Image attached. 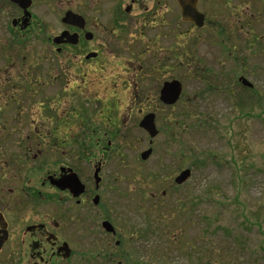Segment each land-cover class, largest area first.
<instances>
[{
	"label": "rangeland",
	"instance_id": "obj_1",
	"mask_svg": "<svg viewBox=\"0 0 264 264\" xmlns=\"http://www.w3.org/2000/svg\"><path fill=\"white\" fill-rule=\"evenodd\" d=\"M4 4L0 0V26L12 17L10 9L1 11ZM210 12L212 17L221 14L223 21L209 24L208 33L195 31L180 41V63L187 67L178 72L182 96L174 107L158 111L160 133L147 161L140 155L149 148L150 137L139 126L147 113L138 112L147 111L148 104L141 101L132 110L134 87L123 89L121 101L103 102L104 87L95 93L93 72L83 90L78 71L72 68L62 79L45 84L59 70L48 64L38 38L19 45L4 33L0 61L8 52L24 54L41 79L28 91L20 85L17 102L4 101V127L13 131L15 141L31 135V140L44 142L45 113L50 108L67 112L61 135L68 141H83L85 146L100 141L101 148L107 144L106 132L114 135L103 166L100 205L85 204L79 225L84 240L74 246L80 254L68 264H264V226L260 228L253 217L264 214V0H212ZM228 21L239 26L234 56H229L228 48L235 42L221 36ZM117 73L108 70L105 76ZM240 76L253 84V92L238 83ZM245 112L256 116L242 117ZM103 114L112 116L115 124L108 125ZM84 125L99 127L98 138H84ZM83 152L85 157L91 153ZM101 154L100 150L93 158L100 159ZM232 157L240 160L241 168L235 167ZM49 160L44 156L39 163L46 166ZM83 161L84 182L94 191L93 166L90 160ZM187 168L192 176L178 189L174 179ZM179 205L189 209L171 214ZM104 217L115 227V237L101 228ZM118 240L123 244L116 247Z\"/></svg>",
	"mask_w": 264,
	"mask_h": 264
},
{
	"label": "flooded vegetation",
	"instance_id": "obj_2",
	"mask_svg": "<svg viewBox=\"0 0 264 264\" xmlns=\"http://www.w3.org/2000/svg\"><path fill=\"white\" fill-rule=\"evenodd\" d=\"M2 1L6 4L1 11L10 9L12 17L0 26V46L4 45V33L19 45L38 38L43 52L48 54V64L59 70V77L52 75L43 83L53 84L72 68L78 71V80L85 90L93 72L92 85L98 87L95 93L99 95V87H104L103 102L121 101L123 89L134 87L132 110L136 103L146 102L147 111L141 108L138 113H153L156 126L158 111L178 103L165 104L161 92L166 82L179 81L178 72L187 68L180 63L181 39L223 21L221 14L211 16L212 0L197 1V11L204 16L202 27L183 19L179 0H30L26 10L12 0ZM68 14L73 15L67 17ZM223 34L226 36V30ZM56 38L61 39L55 43ZM19 58H26L28 63ZM29 63L24 54L13 52L6 54L4 62L0 61V264H68L80 254L74 246L84 240V229L79 225L85 204H94L99 197L94 207L100 205L103 166L115 139L106 132L107 144L101 148L100 141L88 146L83 141H68L61 135L67 125L63 121L67 112L50 108L45 113L44 142L31 140V135L24 141H15L13 131L4 127L2 111L4 101H18L19 82L29 87L40 82ZM108 70L119 73L109 78L105 76ZM103 116L108 125L115 124L112 116ZM123 122L127 124L125 119ZM81 127H85L84 138L97 137L99 127ZM154 139L149 140V148L153 149ZM83 150L91 152L86 154L88 157ZM100 150L101 158H93ZM44 156L51 158L46 166L39 163ZM83 159L90 160L89 165L93 166L94 191L87 189L84 182L80 167ZM72 173L85 185L84 192L77 196L58 184ZM62 180V186L69 183ZM105 221L110 222L104 217L101 223L105 235L115 237L116 229L108 232L103 227ZM74 226L77 227L72 229ZM122 244L118 240L116 247Z\"/></svg>",
	"mask_w": 264,
	"mask_h": 264
},
{
	"label": "water",
	"instance_id": "obj_3",
	"mask_svg": "<svg viewBox=\"0 0 264 264\" xmlns=\"http://www.w3.org/2000/svg\"><path fill=\"white\" fill-rule=\"evenodd\" d=\"M12 1L17 2L20 5H22L25 8V10L30 6V0H12ZM179 1H180V5L182 8L183 19L186 21H189V22H194L199 27H202L204 24V22H203L204 16L197 11V1L198 0H179ZM72 15L73 14H68L67 17L72 16ZM60 39L61 38H56L54 40V42L56 43ZM239 81L247 87H253V84L246 77H240ZM182 90H183V86H182L181 82H179L177 80L172 81V82H166L163 89H162V92H161L163 102L167 105H173V104L177 103V101L181 97ZM140 127L142 129H144L149 134L151 140L154 139L159 133V131L156 127V124H155V115L153 113H149L143 117V119L140 122ZM151 143H152V141H151ZM152 152H153L152 148L145 150L144 152L141 153V159L144 161L148 160L149 157L151 156ZM191 174H192V172L190 169H186V170L182 171L175 178V183L177 185L184 184L191 177ZM95 175L97 177V180L99 181L100 178H99V171L98 170L96 171ZM62 179L69 180V183L62 186V184L64 183V180H62ZM62 179L58 181V184L61 185V188H63V189L68 187L69 190H71V192L74 194V196H77V195L81 194L82 192H84L85 185L79 181V179L77 178V176L74 173H72V174H70L67 177L62 178ZM98 202H99V197H96L94 204H98ZM103 227L108 232H114L115 231L113 225L108 221H105L103 223ZM68 251L70 254L69 248H68Z\"/></svg>",
	"mask_w": 264,
	"mask_h": 264
},
{
	"label": "trees",
	"instance_id": "obj_4",
	"mask_svg": "<svg viewBox=\"0 0 264 264\" xmlns=\"http://www.w3.org/2000/svg\"><path fill=\"white\" fill-rule=\"evenodd\" d=\"M239 26L235 23V24H233V22L232 21H228V25L224 28V29H222L221 30V36L223 37V39L225 40V42H226V39H225V37L227 36V39H229V41H230V43L233 45L234 44V42H235V44L233 45V47L232 48H228V50H232V52H230V54H229V56H234L233 54L235 53V49L237 48V41H239V39H240V35L239 34H235L236 33V31H238V28ZM248 29V34H250V32H249V30L250 29H252V25L250 26L249 25V28H247ZM224 30H226V33L227 34H229V36L228 35H224L223 34V32H224ZM236 30V31H235ZM250 36V35H249ZM233 37H234V39H233ZM260 41V40H259ZM252 41H251V43H250V47L252 48V49H254V46L252 45ZM258 47H260V46H258ZM257 49V48H256ZM260 50V49H259ZM258 50V52H260ZM253 52H256L255 50L253 51ZM20 59V61H23V62H27L28 63V60L26 59V58H19ZM239 83V82H238ZM20 85H23V86H26V91H28L29 90V88H31V87H29L28 85H25L23 82H19V86ZM249 92H253V89H249V88H246ZM254 93H255V91H254ZM256 94V93H255ZM254 94V95H255ZM190 115H191V113H189V115H188V118L190 117ZM256 116V114L255 113H252V112H245V113H242V117H246V118H253V117H255ZM174 124V123H173ZM214 158H216V156L214 157ZM238 161H240V160H236L234 157H232V163L235 165V167L237 168V169H239V168H241V166L240 167H238ZM238 182H239V184H241V183H243V178H241V179H239L238 180ZM245 182V181H244ZM180 188V187H179ZM178 188V189H179ZM194 208V205L191 207V209H193ZM189 208L187 207V205H182V206H177V207H175V208H173L172 209V211H171V214L172 213H174V212H176L177 210H182V211H184L185 213H186V211L188 210ZM179 214V213H178ZM243 214H245L244 212H243ZM246 216V215H245ZM254 218H258V219H256V222H257V224L259 225V227L260 228H263V226H264V214H258V215H254L253 216ZM171 218V217H170ZM170 221L172 220V219H169ZM210 229L211 228H208V227H205L204 228V231H206V232H209L210 231ZM177 242H181V240H177ZM176 242V243H177ZM214 243V242H213ZM213 243H212V245H213ZM206 246V248H207V244L205 245ZM218 256V255H217ZM219 257V256H218Z\"/></svg>",
	"mask_w": 264,
	"mask_h": 264
}]
</instances>
